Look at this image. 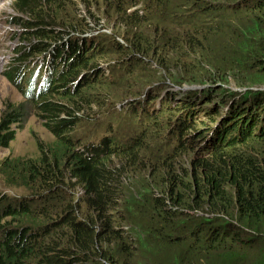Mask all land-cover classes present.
Instances as JSON below:
<instances>
[{"label": "trees", "instance_id": "trees-1", "mask_svg": "<svg viewBox=\"0 0 264 264\" xmlns=\"http://www.w3.org/2000/svg\"><path fill=\"white\" fill-rule=\"evenodd\" d=\"M244 1H83L96 9L101 3L121 19L124 41L113 30L102 36L116 42L99 50L94 40L81 47L69 41L71 33L100 24L93 10L90 25L86 17L70 15L66 0L14 1L23 18L12 23L29 33L4 76L20 90L13 62L41 53L54 39L62 71L50 91L27 102L50 121L61 149L40 145L35 160L0 162V264H264V91L253 105L230 103L219 117L218 109L207 110L206 122L192 124L169 146L166 130L183 105L173 110L170 101L178 93L183 101L190 91L169 92L157 118L131 117L137 137L129 148L115 150L104 139L87 157L68 134L81 125L76 112L85 108L79 105L101 107L96 112L113 127L119 116L108 103L136 97L150 85H211L231 73L242 81L248 69L264 73V0L248 7ZM57 13L66 15L62 28L55 27L61 23ZM100 62L111 67V77L98 72ZM125 84L128 96L108 95ZM82 86L96 89L80 91ZM199 92L205 103H214L207 87ZM55 96L74 100L75 113L62 116L65 104ZM24 108L1 118L0 147L9 148L23 126L29 114ZM21 181L27 191L8 198L3 187L17 190L10 185L21 187Z\"/></svg>", "mask_w": 264, "mask_h": 264}, {"label": "rangeland", "instance_id": "rangeland-1", "mask_svg": "<svg viewBox=\"0 0 264 264\" xmlns=\"http://www.w3.org/2000/svg\"><path fill=\"white\" fill-rule=\"evenodd\" d=\"M14 1L15 0H0V31H6L8 29L7 24L2 22L4 19H6L7 15H15L19 18H23L22 15L17 14L14 8V5H15ZM66 1L69 4H72L71 6L73 7V9L69 8L70 15L71 13H75L78 16L86 17L88 21L92 22L90 25L94 24L95 22L94 19L96 20V19H99L100 17L102 18L101 21L99 22L100 24L95 27L96 29L89 31L87 35L95 36L99 31L102 32L107 28V29H110L111 32L112 30H116L119 36L124 37L122 36L123 28H121L120 26L121 19L118 15L114 13V11L112 12L111 9H109L107 12L105 7L101 3H97V9L93 7L89 8V6L87 7L83 2L85 1V3H87L88 0H66ZM90 3H91V0H90ZM91 10H93L94 13L96 12L94 19L91 15H89V12ZM57 14L60 17L59 22L61 23L55 25V27L62 28V26L65 23L63 21H66V19L62 17L63 15H65V13L63 14L57 13ZM92 15H93V12H92ZM9 27H10V30H11V27L13 28L14 38L10 39L7 42V45L3 50L0 49V120L3 116H5V114H7V112H9L11 108L18 107V109H21L25 107L26 111L27 109L29 110V114L26 117V120L24 121L23 126L20 125L19 128H17L15 139L11 142L10 147L9 148L0 147V162L3 161L5 158L17 159L21 162H26L30 160H35L39 157L40 145L43 148L56 147L58 152L61 149V147L57 145V138L53 130H51L49 127L50 121L45 118L44 114L41 112L39 108L37 109L33 108L31 103L27 102V101L29 102H32V101L30 99H27L23 95V93L17 88V86H15L11 81L8 80L7 77L4 76L6 66L10 64V60H8L9 57H12L15 54L14 50H16L18 46H22L26 44L27 40L25 37L29 33V32L28 33L25 32V31H28V29H25L22 25H17V26L10 25ZM11 36H12L11 34L8 35V37H11ZM29 44L30 43H28V45ZM50 44L51 45L55 44L54 39H51ZM83 74L84 72L81 73L79 77L83 78L82 77ZM235 75L237 74L231 73L230 76L227 77L226 81L212 82V84L209 86L207 85L209 83H207V84L200 85V86L184 85V87H179L181 86V84L179 83H174V85L173 83H167L163 91H173V92L180 91V90L188 91V90H196L198 89V87H205V88L208 87L210 97L214 101V103L212 104L215 105L213 110L218 109L217 112L219 113L216 114V117H219L227 112L228 105L230 103H236V104L239 103L241 105L245 104L247 106L250 104L253 105L254 104L253 97L259 96L261 94V93L258 94L259 89L264 87V73L260 72L257 69H254V70L248 69L244 73H242L244 77L242 81H237L235 78ZM134 78L135 76H133V79ZM205 82H208V81H205ZM219 83L221 85H219ZM84 86L81 87L82 89L80 91H90V90L94 91L96 89L93 86L92 87L87 86L86 88H83ZM123 86L125 87H122V86L113 87L112 89H110L111 92H109L108 95L110 97L111 96H116V97L128 96L129 94L125 93V89H127L130 86V84H127V85L125 84ZM137 86H139L138 83L134 84V88H136ZM179 95L180 94L178 93V96L174 99L175 101L174 100L170 101L171 103L173 102V106H176L178 104L176 103V101L177 99H179ZM261 95H262V98H264V93H262ZM65 97L66 99H64V97L55 96L56 99L60 98V101H62L65 104L64 110L62 111V116H67L68 114L75 113L76 109L78 108V106H76L78 104L74 100H71L67 96ZM132 100L133 98H130L128 100L126 99L122 101L120 105H117V107L120 108L121 106L126 105L127 102H130ZM197 100H198V103H194L191 105L196 110L199 109L200 105L203 102V99L200 96L197 97ZM91 107L94 109V111L101 108L97 105H92ZM79 108H85V109L81 112H76V114L77 113L84 114V113L91 111L92 109V108L86 107L85 105L84 107H82V105H79ZM88 115L91 117V121L88 122V134L87 135L88 137H91V135L94 132H96V130L101 131L102 126L100 122L98 121L97 114L91 113ZM161 118H163V116ZM185 130L186 131L188 130L187 126H185ZM76 149L80 150L79 147H76ZM167 149L168 148H165L164 150H167ZM134 169L135 167L132 168L131 170H134ZM132 172H135L138 174L141 173V171L138 172V169H135ZM143 177L144 176H141L140 178L142 179ZM140 178H136V179L140 180ZM20 183L22 184L21 187H18L16 185H10L13 188H18L17 190H14V189H11V190L16 193L27 191L25 189L26 187L23 185L27 183L23 181H21ZM82 193L83 191L80 188H78L77 195H81ZM2 210L4 209H0L1 215H2ZM49 212H51L50 209H49ZM131 231L133 232L132 229ZM132 235L134 236L132 239H135L136 235L134 233Z\"/></svg>", "mask_w": 264, "mask_h": 264}, {"label": "clouds", "instance_id": "clouds-1", "mask_svg": "<svg viewBox=\"0 0 264 264\" xmlns=\"http://www.w3.org/2000/svg\"><path fill=\"white\" fill-rule=\"evenodd\" d=\"M260 2V0H245L243 2L244 6H255ZM17 16L15 15H7L6 17V24L8 26L7 29V33L8 35L11 34V37H8V40L5 42V44L0 48L1 50H3L6 45L7 42L14 38V31L13 28L11 27L10 30V25L14 26V24L12 23L13 19L16 18ZM96 28L93 27L91 30H95ZM90 30V31H91ZM89 31L85 32V33H71L69 35V41L71 45L77 44L78 46H82L84 40L85 43L86 41H88L89 38V42H91L92 40L95 41L94 47L97 46L100 42V39L103 38L100 35H95V37L93 36H89L87 35ZM104 32L108 33L109 36H112L113 34V30L111 32L110 29H105ZM98 33H102V32H98ZM97 33V34H98ZM94 38V39H93ZM107 39V42L105 43L106 46L110 47L112 46L113 42H116V40H111V39ZM116 39L119 42H123L124 39L117 35ZM86 46V44H85ZM93 47V48H94ZM104 46L102 45V43L99 44V47H97V50H99L100 48H103ZM71 47L70 46H66L64 48L65 51H70ZM58 51H54L53 45H50L46 50L41 51V53L28 57V58H17L16 61H14L13 63H15L16 65H19V69H20V80L24 77V72L26 71V69L29 67L27 66L28 63L31 61L32 58H36V57H41L42 59H40L38 61V63H40L41 61H52L55 62L56 66H58V73L56 74H52L51 77L47 80H45V83H43L42 85H38V87H35V85H33L32 83L29 85V87L27 88V90L29 91H24L23 90V86L22 83L20 81H18V84L20 85V91L23 93V95L27 98V99H32L34 96L38 95L39 93H43V92H48L52 89L53 83L55 82L54 80L57 77V74H60L62 71V64H61V57H57L58 56ZM66 55V53H65ZM14 56V55H13ZM12 56V57H13ZM64 56V54H63ZM12 57H9L8 60H10V63L12 62ZM73 58V57H72ZM9 65V64H8ZM99 68L100 70L98 71L99 73H104L106 76L111 77L112 76V72H111V67L107 66L106 64H104L103 62H100L99 64ZM125 65L126 62H123L121 64V67L123 69H125ZM54 66V67H56ZM84 76V74L82 75V77ZM79 79H81L79 77ZM78 79V80H79ZM171 83V82H168ZM218 84V83H217ZM107 85V84H105ZM174 85V84H173ZM209 86V84H207ZM219 85H221L219 83ZM188 86H200V85H188ZM213 86V85H212ZM40 89L38 91H36V88ZM162 87H165L162 86ZM179 87H184L183 86H179ZM204 87H198V89L196 90H188L190 91L184 98V100L182 101L179 97V99H177L176 103L178 104H183L181 105L179 108H176V106H173V110H176L175 113V117L172 120L171 124V128L167 129L166 132L168 133L167 136V141L168 142V146L170 145L169 143V139H175L178 138L181 140V137L183 134H185L186 130H185V126H187L188 129H190L192 124L195 125H201V123L206 122V116L205 113L207 110H212L214 108V104L210 105L205 103L206 102V97H204L203 92H199V90L203 89ZM208 88V87H207ZM263 88V87H262ZM262 88L259 89V91H264V89L262 90ZM158 89H160V93L157 91ZM137 90V89H134ZM163 88H159L156 87L155 85H150L149 87H146L143 91L139 92V94L136 97L130 96L129 98H126L127 100L130 98H133L132 101L127 102L126 105L121 106L120 108L117 107V105H120L122 101L126 100V99H122L121 101L116 102L115 100L110 101L108 103V107H113L116 110V114L119 116L118 119L119 121L116 122V124H128L130 125V116H127L121 112H119L120 109L126 110L128 112H131L132 117L137 116L139 118H141V120L143 121H147L150 117H158L159 112L163 110V106L165 103H167V100L169 98V92L172 93L173 91H166L165 93L162 92ZM183 91V90H180ZM185 92V91H183ZM200 96L203 99L202 104L200 105L199 109L196 110L194 109L191 105L194 103H198L197 97ZM177 97V96H176ZM176 97H172V101L176 98ZM143 99L145 101H143ZM175 101V100H174ZM173 105V102L171 103ZM176 108V109H175ZM106 109L105 107H103V110ZM97 114L98 116V121L100 122L101 126H102V130H96V132H94L93 134H96L97 136H95V138L99 141L98 144H94V143H89L88 141H86V139H83V135L85 133H88V122L91 121V117L88 114ZM81 118L79 119V122L81 123V125L79 123L76 124V126L74 127L73 130H71L68 134L70 135V139L72 144L74 145L75 150L76 147H79L80 150H77L78 152L82 153L83 155L87 156V157H92L94 154L98 153L97 151V147L101 144V142H103L104 139L109 140V147L114 148L115 150H122V149H126L129 148L130 146H132L135 143V139L137 137V133H135L132 130V135L129 138V141H127L125 144H118L116 145L114 140H111L110 138H107L105 136H111L112 134V121L102 112H96V110L91 111V112H87L84 114H80ZM217 123V122H216ZM214 123V124H216ZM115 124V125H116ZM84 127V128H83ZM113 128V127H112ZM191 140V138H190ZM210 140V137L208 139H204V141L199 143V146H203V144L207 143ZM115 144V145H114ZM205 149V148H204ZM2 186V185H1ZM6 190L16 194L17 196H19L16 192H13L11 189L9 188H5ZM6 195V193H5Z\"/></svg>", "mask_w": 264, "mask_h": 264}, {"label": "bare ground", "instance_id": "bare-ground-1", "mask_svg": "<svg viewBox=\"0 0 264 264\" xmlns=\"http://www.w3.org/2000/svg\"><path fill=\"white\" fill-rule=\"evenodd\" d=\"M186 27V26H185ZM184 30H187V28H183ZM191 31V30H190ZM182 49V48H181ZM97 51V50H96ZM201 80V79H200ZM207 81V80H206ZM203 83H204V81H203ZM215 86V85H214Z\"/></svg>", "mask_w": 264, "mask_h": 264}, {"label": "water", "instance_id": "water-1", "mask_svg": "<svg viewBox=\"0 0 264 264\" xmlns=\"http://www.w3.org/2000/svg\"><path fill=\"white\" fill-rule=\"evenodd\" d=\"M264 89V87L262 88V90Z\"/></svg>", "mask_w": 264, "mask_h": 264}]
</instances>
